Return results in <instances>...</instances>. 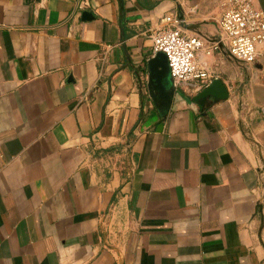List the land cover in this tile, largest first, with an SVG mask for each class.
I'll return each mask as SVG.
<instances>
[{
  "label": "crops",
  "instance_id": "0c3cea01",
  "mask_svg": "<svg viewBox=\"0 0 264 264\" xmlns=\"http://www.w3.org/2000/svg\"><path fill=\"white\" fill-rule=\"evenodd\" d=\"M264 12V0H254ZM219 0H0V264H264V44L225 99L149 98L151 35ZM159 125H162L158 132Z\"/></svg>",
  "mask_w": 264,
  "mask_h": 264
},
{
  "label": "built area",
  "instance_id": "2783aa9c",
  "mask_svg": "<svg viewBox=\"0 0 264 264\" xmlns=\"http://www.w3.org/2000/svg\"><path fill=\"white\" fill-rule=\"evenodd\" d=\"M219 6V28L212 37L186 36L171 25L170 16H165L161 27L151 35L152 54L165 55L177 90L187 88L194 95L209 87L216 76L202 58L220 49L242 64L256 61L257 46L264 44V12L254 0H219Z\"/></svg>",
  "mask_w": 264,
  "mask_h": 264
},
{
  "label": "water",
  "instance_id": "95a60500",
  "mask_svg": "<svg viewBox=\"0 0 264 264\" xmlns=\"http://www.w3.org/2000/svg\"><path fill=\"white\" fill-rule=\"evenodd\" d=\"M148 79L147 90L151 101L156 110L164 121L170 108L172 99L179 92L176 90L173 79L170 76L168 62L163 53L154 54L148 61ZM218 82L214 80L206 89L199 92L192 98V101L201 108L206 106L209 99L214 102L225 99L221 92L216 90ZM162 125H159L158 132L161 131Z\"/></svg>",
  "mask_w": 264,
  "mask_h": 264
}]
</instances>
